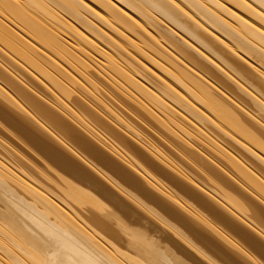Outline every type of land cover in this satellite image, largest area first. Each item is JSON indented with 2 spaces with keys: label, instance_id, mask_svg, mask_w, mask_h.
I'll list each match as a JSON object with an SVG mask.
<instances>
[{
  "label": "bare ground",
  "instance_id": "bare-ground-1",
  "mask_svg": "<svg viewBox=\"0 0 264 264\" xmlns=\"http://www.w3.org/2000/svg\"><path fill=\"white\" fill-rule=\"evenodd\" d=\"M81 63L89 65L112 83L164 128L179 132L190 144L197 147L200 144L230 164L236 175L245 174L249 183L264 186L263 178L257 175V168H264L261 156H264V131L258 128L259 125L264 130V0H0V78L6 74L1 68L8 69V74L23 71L34 77L41 68L45 70L42 75L46 80L52 74L62 75L64 72L76 79L80 75L78 67ZM81 79L88 84V89L81 85ZM81 79L76 80L82 95L88 99L87 103L90 104L91 100L97 108L116 117L113 108L95 94L94 82L85 75H81ZM50 86L54 87L51 83ZM20 95L31 100L23 92ZM0 101L10 105L23 118L36 119L34 114L26 113L16 103L8 88L1 83ZM31 103L49 112L42 104ZM65 106L68 111H74ZM90 115L99 118L97 113ZM242 116L249 122H244ZM71 117L84 131L88 129L89 133H94L95 127L93 130L87 125L83 114L73 112ZM23 120L16 116L14 126L29 141L60 160L63 164H58L66 172L73 171L71 167L75 165L54 154L50 141L39 135L40 131L44 134L47 131L45 135L52 136L57 132L48 124L45 129L40 128L45 123L43 121L24 124ZM18 123L25 127L16 126ZM187 127L190 131L186 130ZM209 130L215 131L217 136H209ZM67 131L76 134L71 127ZM91 135L98 137L95 133ZM84 141L81 147L99 164L120 172L121 178L125 177L147 200L158 204L152 192L148 194L143 188L141 177L123 170L97 148L86 144L90 143L89 140ZM223 141H228L260 165L245 158H235L223 147ZM242 142L256 147L261 155L254 151L256 148L252 150ZM133 149L145 159L141 151ZM0 150L8 157V145L1 140ZM152 150L155 153L151 154L172 166L175 175L165 173L158 164L149 161L154 172L165 174L170 183L184 191L197 205L179 199L167 185L146 170H143V176L151 186L175 199H172L173 203L193 220L207 225L206 218L199 214L197 206H200L223 217L225 226L233 227L240 235L249 234L251 229L264 224V215L259 214L260 209L256 207L257 201H263L260 196L248 193L245 202L239 206L236 202H223V197L216 191L207 190V195L200 193L185 182L195 180L170 163L169 153ZM190 157L195 163L198 161V166L203 164L204 169V165L210 164L215 168L208 165L210 171L218 169L222 172L217 164L202 159L196 152ZM122 160L136 168L128 158ZM225 172L222 174L228 173ZM214 174L208 173L213 178ZM228 174L221 185L232 189L235 176ZM108 182L113 184L114 180L108 178ZM261 190L264 194V187ZM119 191L127 198L134 197L123 188ZM164 209L175 219L182 220L183 216L175 210L168 206ZM243 209L249 211V217L245 216ZM150 214L160 223L169 225L157 212ZM87 226L74 214H68L55 195L36 179L9 168L8 162L0 155V264H178L169 258L168 250L160 251L143 239L134 241L142 260L125 258L116 249L93 239ZM210 226L216 239L234 249L229 236L225 235L227 230L222 232L220 228V232L217 226L218 230ZM259 233L264 239V233ZM256 241V249L264 255V243ZM249 261L259 264L252 259Z\"/></svg>",
  "mask_w": 264,
  "mask_h": 264
},
{
  "label": "rangeland",
  "instance_id": "rangeland-1",
  "mask_svg": "<svg viewBox=\"0 0 264 264\" xmlns=\"http://www.w3.org/2000/svg\"><path fill=\"white\" fill-rule=\"evenodd\" d=\"M1 69L6 74L4 78H0V83L8 88V93L14 97L16 103L26 113L34 114L36 122L37 120L45 122L41 124L40 128L45 129L48 124L57 132L55 136H52L45 135L48 134L47 131L45 134L44 131H40V137H46L52 145L53 153L67 158L75 167H71L73 171L66 172L59 166L58 163H62L60 160L42 146L29 141V138L14 126L13 121L16 120V116L24 119V124L34 123L32 122L34 120L30 121L23 118L10 105L2 101H0V140L3 144L8 145V157L4 156L1 150L0 155L8 162L9 168L36 179L46 190L53 193L55 199L62 203V207L67 210L68 214H74L82 223L84 222L88 225V232L93 239L106 247L116 249L125 258H132V260L136 261L142 260L143 257L138 252V249L135 248L134 241L141 239L147 244L154 245L160 251L168 250L167 255L169 258L177 261L178 264H251L248 259L264 264V255L256 249L255 246L257 244L254 243L257 242L256 240L264 243V239L257 234V232L259 233L258 229H261L264 233V224L258 229H251L249 234H243L244 238L233 227L229 225L226 227L223 217H218L209 210L197 206L198 210H200V216L203 215L206 218L207 225L205 226L202 222L193 220L194 218L192 219V217L178 208L173 203V198H168L164 193L151 186L148 179L143 176V172L146 170L158 181L163 182L162 184L167 185L169 190L179 199H184L185 202L193 206L197 205L196 201L188 197L186 193H183L184 191L170 183L164 177L165 174H162V176L161 173L154 172L155 168L153 169V165L149 164V161L158 164L159 168L165 173L175 175L172 166H168L166 162L163 163V160L151 154V152L155 153L152 149L161 150V154L169 153L168 160L173 166L178 167L187 175L189 174L188 176L191 179L195 180V182L191 181L189 183L178 174L181 180L191 185L192 189L195 188L198 192L204 194L208 192L207 190L216 191L225 200L223 202L229 201L232 204L236 202L239 206H242V201L243 203L245 202L246 194H256L263 200L257 201V210L260 209L258 210L260 211L259 214L264 215V194L263 190H261V187L264 186L261 185L262 183H249L245 174L236 175L235 169L230 164L221 160L215 154L206 151L200 144L199 147L190 144L179 132L164 128L154 116L138 107L124 93L114 88L115 86L112 83L102 78L87 64L81 63L80 67H78L79 78H75L79 81L81 75L88 76L94 82L95 94L101 96L110 108H113L112 111L116 117L106 110L97 108L91 100L90 104L87 103L86 100L88 99L82 95L78 86L79 82L86 88L88 84L86 85L82 79L78 82L67 72L62 75L52 74L51 72L52 77L46 80L44 75H42L45 70L41 68L37 70V77L23 71H16V75L12 71L8 74V69ZM50 83L54 87H51ZM22 92L31 100L23 98L20 95ZM31 102L42 104L49 112L40 109L39 106ZM65 105L74 111H68ZM73 112L83 114L87 125L91 128L95 127V130H97L95 131L92 128L98 137L92 136L91 134L94 133H89L88 129L84 131L80 125H77L71 117ZM94 113L99 115L98 119L90 115ZM241 118L244 122H249V119L245 116ZM118 120H121L122 123ZM61 124L67 126V128H73L76 134L69 131L66 132L67 128L64 129ZM15 125L20 128L25 127L20 123ZM258 128L264 131L259 125ZM114 130L117 132H114ZM186 130L190 131V128L187 127ZM208 135L217 136V133L209 130ZM84 139L90 141V143L86 144L89 146L91 144L97 148L123 170L130 171L141 177L144 181L143 188L146 189L148 194L149 191L152 192L158 204L153 203L149 199L147 200L140 191L138 192L129 184L125 177L121 178L120 172L99 164V161L96 158L94 159V156L81 147L85 143ZM242 143L248 146L247 143ZM149 146H152V149ZM133 147L141 151L147 161L141 158ZM223 147L232 152L237 159L244 160L245 158L248 159L247 161L258 164L245 153L236 150L228 141H223ZM250 148L254 150L256 147L253 148L252 146ZM256 149L254 151L261 155V151ZM116 151L122 155H118ZM193 152L202 156V159L210 160L217 164L222 172L226 171L234 175L235 177L232 176L234 177L232 179L236 181H233L232 185L237 189L235 187L227 189L224 185H221L226 178L225 175L228 173L225 172L226 174L224 175L218 169L217 171H210V168H207L208 165L211 166L210 164L204 165L205 169L201 163L198 166L196 164L198 161L195 163L190 157ZM261 156L264 158L263 155ZM123 157L132 161L136 168L134 169L127 165L122 160ZM203 162L205 163V161ZM212 168L215 169L214 166ZM204 170L209 175L215 173L214 178L209 176ZM200 173L203 174L201 175ZM257 175L258 178L261 176L264 180V168L258 167ZM108 178L114 180V183L109 184ZM119 188L129 191L134 197H125L120 193ZM213 196L215 197L216 194ZM164 206H168L181 214L183 216L182 220L175 219L164 209ZM243 210L247 217L249 211ZM152 212L160 214L164 222L169 225L155 220L150 214ZM209 222L215 228L217 226L220 232L221 230L222 232L227 230L225 235L229 236V242L234 246V249L226 246L221 240L216 239L214 237L215 231L212 232V235ZM179 234H182L184 238ZM250 234L251 236H249ZM249 241L252 242L250 243ZM171 243L175 244L172 245Z\"/></svg>",
  "mask_w": 264,
  "mask_h": 264
}]
</instances>
